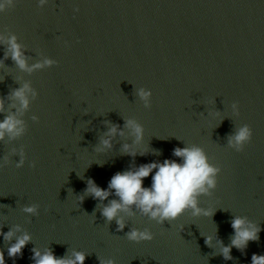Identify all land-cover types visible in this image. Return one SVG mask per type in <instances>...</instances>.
<instances>
[{"label": "clouds", "instance_id": "9594fccd", "mask_svg": "<svg viewBox=\"0 0 264 264\" xmlns=\"http://www.w3.org/2000/svg\"><path fill=\"white\" fill-rule=\"evenodd\" d=\"M48 3V0H38V4L42 7ZM16 0H0V13L6 12L9 8H14ZM79 11V9H74ZM0 42L7 44L5 59L10 58L14 64L21 70L29 73L42 69L45 66H51L55 61L45 59L42 63L28 65L27 59L21 50V45L17 43V37L13 34L5 40V37L0 34ZM138 96L146 101V107L149 106L147 101L151 96V91L144 89L138 90ZM29 95L35 97L37 93L32 89L29 83H24L22 86L14 89L9 98L18 102L19 107L17 113L23 114L29 108ZM13 107H16L14 104ZM233 109L239 114L238 103H233ZM5 112L4 99L0 97V114ZM17 113H9L0 120V141H3L7 136L9 139H17L25 134L24 121L18 118ZM33 120L38 121V116H33ZM125 127L132 130L135 135L136 142L143 138V127L133 119L125 121ZM118 133V126L113 125L109 128L106 135L113 137ZM123 135L122 131H119ZM253 132L249 125L240 126L236 132L229 136L228 144L237 152L244 151V148L252 140ZM101 143L107 147H111L110 139H103ZM125 153L135 156L136 153L131 151L129 145L123 146ZM15 152V150H14ZM20 160L16 167L21 168L25 162L23 150L20 151ZM173 155L180 157L183 163H177L174 160H164L163 163L152 162L143 164L135 170H127L117 172L113 175L108 183V189L105 190L96 185L95 181L89 179L88 187L85 192L99 201L106 200L110 195H115L118 199H112L107 205L101 209V214L106 222L115 221L117 231H123L126 227L121 213L134 215L133 207L140 211L142 215L147 216L151 220L163 225L165 222L171 223L179 219L185 212L191 210L193 216H199L201 213L204 216L214 215L213 210L201 209L199 207V197L201 195H211L212 190L217 187V177L221 169L208 161L206 153L200 147H185L175 148ZM8 163L7 157H4L3 163H0V168ZM30 167L35 168L36 162L32 161ZM152 175V183L150 187H144L143 181ZM83 202V197H81ZM38 205L24 206L23 211L29 214L37 212ZM233 236L231 243L223 247L222 255L225 260H231V250L236 248L244 251L250 241H258L261 227L249 221L246 217L234 216L231 220ZM20 231L19 226L10 228L7 232L0 227V236L4 241L9 242L7 247L8 258L15 261L17 257L22 256L23 249L31 242L32 237L29 233L24 232L20 236H16V232ZM15 237V242L11 241ZM127 240L134 243L150 242L154 239V234L148 230H140L132 228L126 233ZM211 237H206L205 242L211 246ZM32 260L34 264H84L86 253L81 251H73L72 257L64 256L57 257L51 248L45 249L43 252L33 247ZM100 259V264H115L114 260ZM0 264H6L5 250L0 248ZM251 264H264V255L253 254Z\"/></svg>", "mask_w": 264, "mask_h": 264}]
</instances>
